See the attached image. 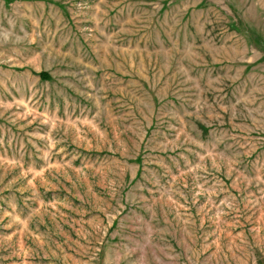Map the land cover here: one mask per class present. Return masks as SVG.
Returning <instances> with one entry per match:
<instances>
[{
	"label": "rangeland",
	"instance_id": "374dc122",
	"mask_svg": "<svg viewBox=\"0 0 264 264\" xmlns=\"http://www.w3.org/2000/svg\"><path fill=\"white\" fill-rule=\"evenodd\" d=\"M0 264H264V0H0Z\"/></svg>",
	"mask_w": 264,
	"mask_h": 264
}]
</instances>
